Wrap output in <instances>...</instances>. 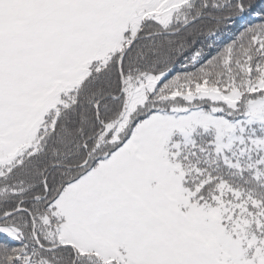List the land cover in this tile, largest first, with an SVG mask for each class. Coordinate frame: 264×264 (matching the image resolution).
<instances>
[{"label":"snow or ice","instance_id":"6c2138e0","mask_svg":"<svg viewBox=\"0 0 264 264\" xmlns=\"http://www.w3.org/2000/svg\"><path fill=\"white\" fill-rule=\"evenodd\" d=\"M0 264H264V0H0Z\"/></svg>","mask_w":264,"mask_h":264}]
</instances>
